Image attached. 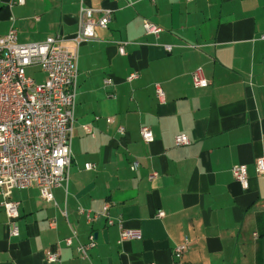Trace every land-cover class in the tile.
<instances>
[{"label":"crops","instance_id":"crops-1","mask_svg":"<svg viewBox=\"0 0 264 264\" xmlns=\"http://www.w3.org/2000/svg\"><path fill=\"white\" fill-rule=\"evenodd\" d=\"M81 6L112 13L78 50L67 180L51 201L34 186L10 191L18 234L0 206V264H264V174L254 167L264 151V0H0V36L14 27L22 44L69 39ZM143 20L160 33L146 34ZM197 69L206 87L193 86ZM179 134L190 144L176 146ZM237 164L246 189L231 174ZM105 205L106 217L79 212ZM122 228L140 238L119 243ZM91 233L81 258L75 247Z\"/></svg>","mask_w":264,"mask_h":264},{"label":"built area","instance_id":"built-area-1","mask_svg":"<svg viewBox=\"0 0 264 264\" xmlns=\"http://www.w3.org/2000/svg\"><path fill=\"white\" fill-rule=\"evenodd\" d=\"M16 2L22 4L23 0ZM111 13L106 8L81 6L77 15V29L69 39L50 36L41 43L22 44L17 42L14 27L0 36V206L6 214L10 236L18 234L16 220L19 208L18 201L7 198L10 191L34 186L41 198L51 201L52 189L67 180L71 161L78 50L81 44L96 38V27H106ZM142 27L146 34L154 36L161 31L160 27L147 20L142 21ZM123 45L121 43L118 46L120 55L124 54ZM164 49L170 51L169 46ZM28 68H38L43 73V80L36 82L28 76ZM136 78L137 73L134 72L127 77V81ZM108 84L110 81L104 80V85ZM192 84L194 87L208 85L200 69L193 72ZM156 95L159 99L162 97L158 88ZM83 130L92 135L90 126H84ZM118 132L122 135L123 129L119 128ZM139 134L144 142L153 140L151 131L146 127H141ZM174 144L186 146L190 141L185 135L179 134L174 137ZM254 167L257 174H264V151L255 160ZM84 168L89 170L92 165L87 163ZM129 168L135 170L137 162H132ZM231 174L241 188H247L245 165L232 166ZM155 175L152 173L148 179ZM79 212L91 221L99 215L106 217L107 205L103 207L102 213L93 216L89 212ZM156 216L162 217L163 213L158 212ZM107 224L111 225L112 221L107 220ZM72 238L64 240L66 246L72 244ZM138 238V231L120 229L119 243ZM94 246L95 239L91 233L88 242L77 244L75 249L81 258H86L87 251ZM185 249V245L175 247L174 257L178 258ZM46 261L58 262L59 252L48 253Z\"/></svg>","mask_w":264,"mask_h":264},{"label":"rangeland","instance_id":"rangeland-1","mask_svg":"<svg viewBox=\"0 0 264 264\" xmlns=\"http://www.w3.org/2000/svg\"><path fill=\"white\" fill-rule=\"evenodd\" d=\"M26 74L28 75V76H31L32 77V74L30 73V71L27 69L26 70Z\"/></svg>","mask_w":264,"mask_h":264}]
</instances>
